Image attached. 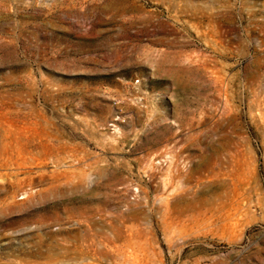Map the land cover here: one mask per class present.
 <instances>
[{"label":"rangeland","instance_id":"obj_1","mask_svg":"<svg viewBox=\"0 0 264 264\" xmlns=\"http://www.w3.org/2000/svg\"><path fill=\"white\" fill-rule=\"evenodd\" d=\"M0 264H264V0H0Z\"/></svg>","mask_w":264,"mask_h":264}]
</instances>
